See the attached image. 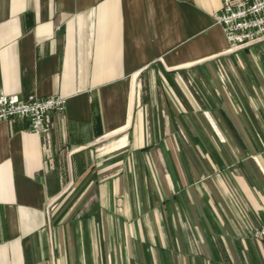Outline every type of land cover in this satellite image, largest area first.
<instances>
[{
	"label": "crops",
	"instance_id": "crops-1",
	"mask_svg": "<svg viewBox=\"0 0 264 264\" xmlns=\"http://www.w3.org/2000/svg\"><path fill=\"white\" fill-rule=\"evenodd\" d=\"M222 0H0V264H264V42Z\"/></svg>",
	"mask_w": 264,
	"mask_h": 264
},
{
	"label": "built area",
	"instance_id": "built-area-1",
	"mask_svg": "<svg viewBox=\"0 0 264 264\" xmlns=\"http://www.w3.org/2000/svg\"><path fill=\"white\" fill-rule=\"evenodd\" d=\"M215 18L231 52L264 42V0H222ZM65 103L66 98L58 95L21 98L0 92V121L21 118L29 123L31 134L45 135L51 128L49 114L64 112ZM250 234L263 241L264 223L253 227Z\"/></svg>",
	"mask_w": 264,
	"mask_h": 264
}]
</instances>
